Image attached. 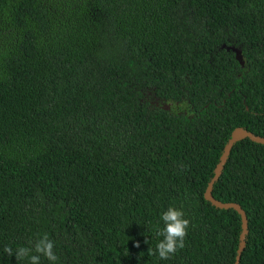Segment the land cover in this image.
<instances>
[{"label":"trees","instance_id":"1","mask_svg":"<svg viewBox=\"0 0 264 264\" xmlns=\"http://www.w3.org/2000/svg\"><path fill=\"white\" fill-rule=\"evenodd\" d=\"M236 128L264 139V0H0V264L45 233L56 264H234L240 216L203 195ZM212 196L264 264V146ZM169 206L191 223L162 260Z\"/></svg>","mask_w":264,"mask_h":264},{"label":"clouds","instance_id":"2","mask_svg":"<svg viewBox=\"0 0 264 264\" xmlns=\"http://www.w3.org/2000/svg\"><path fill=\"white\" fill-rule=\"evenodd\" d=\"M161 220L164 226L158 229L156 235L162 237V239L157 242L154 250L150 247L148 253L149 255H158L162 260H167L172 258L178 250L185 247V238L191 221L186 218L183 209L176 206H169L161 214ZM139 246V241H137L136 247ZM54 248L55 242L45 233L42 236L37 235V238L32 242V247L13 249L10 245H5L3 251L9 257L15 254L17 261L27 257L29 258V264H41L42 256L51 261L52 264H56L59 257Z\"/></svg>","mask_w":264,"mask_h":264},{"label":"water","instance_id":"3","mask_svg":"<svg viewBox=\"0 0 264 264\" xmlns=\"http://www.w3.org/2000/svg\"><path fill=\"white\" fill-rule=\"evenodd\" d=\"M222 48H225L226 50H231L235 53V58L240 64V66L243 67V60L241 51L234 47H226L225 45H222ZM167 108V107H166ZM243 139H249L250 141L257 143L259 145L264 146V139L257 137L253 135L252 133L246 131L243 128H236L232 131L229 140L227 141L226 145L223 148L222 154L219 158V162L217 163L214 171H213V177L207 184L206 190L204 192V199L208 201L213 207L221 210H229L232 209L240 216L241 220V232L239 236V245L236 252L235 262L234 264L240 263L241 254L244 250L245 246V236L247 234V217L244 213V211L241 209V207L238 204L235 203H221L217 200H215L212 196V188L214 183L219 179L221 176L222 170L224 168V165L228 159V156L230 154L231 149L233 148L234 144L237 142L243 140Z\"/></svg>","mask_w":264,"mask_h":264},{"label":"flooded vegetation","instance_id":"4","mask_svg":"<svg viewBox=\"0 0 264 264\" xmlns=\"http://www.w3.org/2000/svg\"><path fill=\"white\" fill-rule=\"evenodd\" d=\"M167 105H168V109L166 108ZM167 105H163L162 108H163V109L165 108V110H168V111H171V110L177 108V104H171V103H168Z\"/></svg>","mask_w":264,"mask_h":264}]
</instances>
